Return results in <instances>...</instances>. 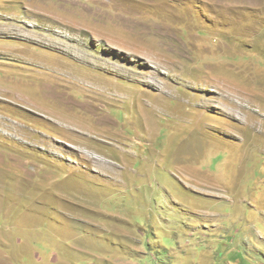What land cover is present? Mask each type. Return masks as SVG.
<instances>
[{
	"label": "rangeland",
	"instance_id": "obj_1",
	"mask_svg": "<svg viewBox=\"0 0 264 264\" xmlns=\"http://www.w3.org/2000/svg\"><path fill=\"white\" fill-rule=\"evenodd\" d=\"M0 264H264V0H0Z\"/></svg>",
	"mask_w": 264,
	"mask_h": 264
},
{
	"label": "bare ground",
	"instance_id": "obj_2",
	"mask_svg": "<svg viewBox=\"0 0 264 264\" xmlns=\"http://www.w3.org/2000/svg\"><path fill=\"white\" fill-rule=\"evenodd\" d=\"M18 28V27H17ZM25 31V30H24ZM32 32V31H31ZM20 34V33H19ZM157 63V62H156ZM158 64V63H157ZM158 65H160V64H158ZM161 67L162 66H157V68H156V71L157 72H161L162 70H161ZM163 68V67H162ZM155 71V72H156ZM109 72V71H108ZM129 72V71H128ZM131 72V71H130ZM156 72V73H157ZM171 72V71H170ZM168 73V72H167ZM172 75V74H171ZM133 76H134V74H133ZM144 79V78H143ZM150 79V78H149ZM155 79V78H154ZM156 80V79H155ZM146 81H148V80H146ZM151 81V80H150ZM164 82V81H163ZM162 82V83H163ZM148 83V82H147ZM150 83V85H152V86H154V87H158L157 89H158V91L160 90L161 92H163V91H165V90H167L166 88V84H164V85H161V83L160 82H155V81H153V82H149ZM148 83V84H149ZM221 87V89L223 90V91H227V92H229V100H230V102H232V104H234L235 106H236V108H239V105L237 104L238 102H236V100L234 99L235 98V96H237V93L239 92V91H232L230 88H229V90H227L226 88H224V87H222L221 85H218V87L217 88H220ZM169 89V88H168ZM238 90V89H237ZM52 91V90H51ZM222 91V92H223ZM55 92V91H54ZM165 93V92H164ZM224 93V92H223ZM166 94V93H165ZM169 95V94H168ZM167 95V96H168ZM165 96V95H164ZM238 96H239V94H238ZM236 98H239V97H236ZM227 99V98H226ZM229 100H227V101H229ZM242 100V99H241ZM249 100H251V99H249ZM95 102V101H94ZM241 103V102H240ZM231 104V103H230ZM241 105V104H240ZM243 105V104H242ZM87 107H93L92 106V104L91 103H89V104H87ZM245 107V106H244ZM246 108V107H245ZM245 108H243V110L245 109ZM95 109V108H94ZM88 110V109H87ZM92 110V109H91ZM240 110H241V108H240ZM247 110V109H246ZM95 111V110H94ZM241 112V111H240ZM239 112V113H240ZM239 113H234V112H231V113H228V112H225L224 114H228V115H230V116H232L233 118H234V116H235V118L237 117V116H239ZM237 115V116H236ZM240 119V118H239ZM244 119V118H243ZM97 160V159H96ZM102 160V159H101ZM101 163V162H100Z\"/></svg>",
	"mask_w": 264,
	"mask_h": 264
}]
</instances>
